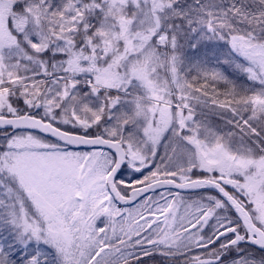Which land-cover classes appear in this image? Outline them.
I'll return each mask as SVG.
<instances>
[{
  "label": "snow or ice",
  "instance_id": "1",
  "mask_svg": "<svg viewBox=\"0 0 264 264\" xmlns=\"http://www.w3.org/2000/svg\"><path fill=\"white\" fill-rule=\"evenodd\" d=\"M0 264H264V0H0Z\"/></svg>",
  "mask_w": 264,
  "mask_h": 264
}]
</instances>
